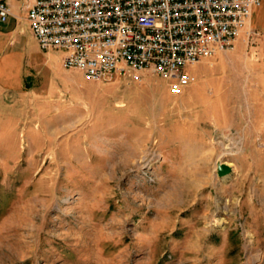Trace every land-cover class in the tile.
I'll use <instances>...</instances> for the list:
<instances>
[{"label":"rangeland","instance_id":"1","mask_svg":"<svg viewBox=\"0 0 264 264\" xmlns=\"http://www.w3.org/2000/svg\"><path fill=\"white\" fill-rule=\"evenodd\" d=\"M15 36L18 67L0 78V264H264L260 41L188 66L174 95L152 72L85 79L27 28Z\"/></svg>","mask_w":264,"mask_h":264},{"label":"built area","instance_id":"2","mask_svg":"<svg viewBox=\"0 0 264 264\" xmlns=\"http://www.w3.org/2000/svg\"><path fill=\"white\" fill-rule=\"evenodd\" d=\"M264 0H29L26 20L38 47L62 52V65L88 80H133L152 72L182 94L186 68L258 34L253 9ZM11 15L0 0V25Z\"/></svg>","mask_w":264,"mask_h":264},{"label":"crops","instance_id":"3","mask_svg":"<svg viewBox=\"0 0 264 264\" xmlns=\"http://www.w3.org/2000/svg\"><path fill=\"white\" fill-rule=\"evenodd\" d=\"M6 1L9 4L11 15L7 22L0 25V78L1 79L9 78V76L4 78L2 77L4 70H6V68H4V65L6 64L8 70L11 71L10 73L12 74L13 71H16L18 67L19 59L22 55V50H23L22 45L20 44L18 45V42L16 45L14 44L15 43L14 38L16 37L15 34H20L25 30V28H27L31 33L28 22L26 20V3L29 0H6ZM251 26L258 32V34L252 39L251 42L258 40L262 43L261 47L264 48V1L259 7L253 9L251 16ZM3 35L8 36V41L4 45H1L2 44L1 37H3ZM31 37L34 39L32 33H31Z\"/></svg>","mask_w":264,"mask_h":264},{"label":"water","instance_id":"4","mask_svg":"<svg viewBox=\"0 0 264 264\" xmlns=\"http://www.w3.org/2000/svg\"><path fill=\"white\" fill-rule=\"evenodd\" d=\"M231 172V167L225 163V162H220L217 164V173L220 176H225Z\"/></svg>","mask_w":264,"mask_h":264},{"label":"bare ground","instance_id":"5","mask_svg":"<svg viewBox=\"0 0 264 264\" xmlns=\"http://www.w3.org/2000/svg\"><path fill=\"white\" fill-rule=\"evenodd\" d=\"M4 68H6V70H4V73H3L2 77L4 78V77H7V76H10L11 78H13V75H12L13 73L12 74L10 73L11 71L8 70V67L6 66V64L4 65Z\"/></svg>","mask_w":264,"mask_h":264}]
</instances>
